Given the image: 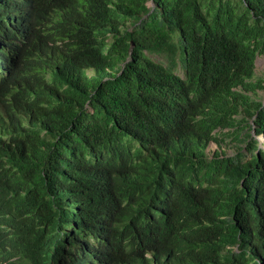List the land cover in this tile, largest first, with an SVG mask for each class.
I'll return each mask as SVG.
<instances>
[{
  "label": "trees",
  "instance_id": "16d2710c",
  "mask_svg": "<svg viewBox=\"0 0 264 264\" xmlns=\"http://www.w3.org/2000/svg\"><path fill=\"white\" fill-rule=\"evenodd\" d=\"M260 55L264 0H0V264H264Z\"/></svg>",
  "mask_w": 264,
  "mask_h": 264
},
{
  "label": "rangeland",
  "instance_id": "374dc122",
  "mask_svg": "<svg viewBox=\"0 0 264 264\" xmlns=\"http://www.w3.org/2000/svg\"><path fill=\"white\" fill-rule=\"evenodd\" d=\"M155 60L157 61H161L163 59H159V58H154ZM178 73L179 75H182L183 72L181 69L178 70ZM256 73L257 75L261 76L262 78H264V55H260L257 60H256ZM261 95L263 96L264 98V91L261 92ZM262 139L260 140V146L262 147ZM224 148H225V151L228 153V154H231L232 152V149L231 147H234L235 144L234 143H231V139L227 140V143H224ZM218 148L217 144L215 143H212L209 147V152H214L216 151Z\"/></svg>",
  "mask_w": 264,
  "mask_h": 264
},
{
  "label": "water",
  "instance_id": "95a60500",
  "mask_svg": "<svg viewBox=\"0 0 264 264\" xmlns=\"http://www.w3.org/2000/svg\"><path fill=\"white\" fill-rule=\"evenodd\" d=\"M133 47H134V45L132 44V48H131V50L133 49Z\"/></svg>",
  "mask_w": 264,
  "mask_h": 264
},
{
  "label": "clouds",
  "instance_id": "9594fccd",
  "mask_svg": "<svg viewBox=\"0 0 264 264\" xmlns=\"http://www.w3.org/2000/svg\"><path fill=\"white\" fill-rule=\"evenodd\" d=\"M261 140V139H260ZM208 152H209V149H208ZM215 152V151H214Z\"/></svg>",
  "mask_w": 264,
  "mask_h": 264
}]
</instances>
